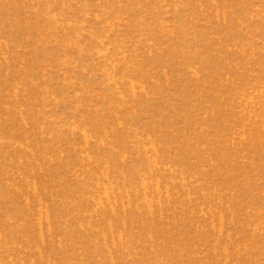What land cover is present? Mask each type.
<instances>
[{
    "label": "rangeland",
    "instance_id": "obj_1",
    "mask_svg": "<svg viewBox=\"0 0 264 264\" xmlns=\"http://www.w3.org/2000/svg\"><path fill=\"white\" fill-rule=\"evenodd\" d=\"M0 264H264V0H0Z\"/></svg>",
    "mask_w": 264,
    "mask_h": 264
}]
</instances>
